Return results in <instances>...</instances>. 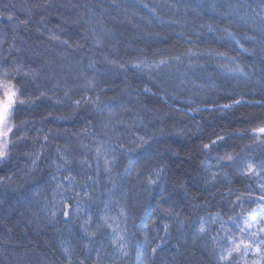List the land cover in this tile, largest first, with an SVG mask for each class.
Here are the masks:
<instances>
[{"label": "trees", "instance_id": "obj_1", "mask_svg": "<svg viewBox=\"0 0 264 264\" xmlns=\"http://www.w3.org/2000/svg\"><path fill=\"white\" fill-rule=\"evenodd\" d=\"M116 2L121 4L120 8L114 7L113 0H0V12L4 13L0 17V39L8 41L0 47V55H8L13 39L6 19L11 12L18 21H29L27 28L19 29L16 39L22 51L11 55L19 57L26 70L44 69L35 79L20 77L18 86L30 100L16 116L18 128L17 135L12 137L15 143L11 159L0 164V176L13 177L10 183L0 185V264H68L65 247L71 250L72 264H80L85 258L83 245L87 238L81 232L82 220L66 224L64 204L59 202L62 197L57 196L53 201L56 183L68 185L64 178L69 174L76 178L73 181L76 190H83L86 185L92 197L90 200L77 197L71 187L57 189L64 193L65 203L70 201L69 210L74 211L76 202L80 201L81 217L86 218L89 213L93 216V230L96 223L101 224L86 264L96 260L94 249H100V264H112L113 256L118 255L110 239L112 230L105 220L109 224L118 222V231L130 247V256L117 264H143L145 254L150 264H210L211 248H205L209 239L193 240L194 225L198 226L200 217L210 214L219 212L227 219L241 211L239 207L232 211L225 201H234L241 193L247 196L248 177L234 175L232 169L221 170L227 173V179L217 176L215 182L206 183L205 177L210 178L217 170V157L225 151L232 152L237 159L247 155L258 161L264 157V147L253 144L250 131L243 138L237 135L264 121V73L259 71L264 68V62L260 63L264 48L255 49L245 40L253 46L250 50L255 52L252 56L258 61V69L251 79H237L227 71L235 67L231 58L239 57L236 64L242 65L246 72L255 68L245 67L239 61L243 55L224 29L240 40L247 33L255 35L259 42L260 34L235 17L220 14L229 0ZM213 2L217 10L209 7ZM36 3L50 6L36 8ZM249 3L255 4L257 0ZM99 4L106 10L104 22L112 35L103 47L93 49L91 33L86 32L89 25L83 22L87 19L85 5L99 13ZM144 4L154 9L155 16ZM77 18L79 24L73 22ZM209 24L214 31L207 30ZM53 34L59 39H50ZM86 35L88 40L84 39ZM63 40L85 47L74 50L63 45ZM189 47L202 53L192 58L194 66H190L184 55ZM218 53L230 59L220 60L215 57ZM177 55L182 56V63L173 60L170 67L153 71L157 82L167 91L204 106H211L212 101L217 105L231 103L233 97L245 103L224 115L204 111L189 116L165 104L156 95L157 87L145 92L149 84L131 67L132 63L145 59L151 63L162 56ZM90 57L95 60L92 68L88 67ZM125 64L127 70L117 67ZM185 72L187 76L183 75ZM85 79H93L95 87H85ZM66 91L69 96H65ZM41 92L45 95L41 96ZM97 95L98 107L92 102L79 107L74 103L82 97L85 101H95ZM104 106L107 108L99 111ZM89 120L91 124L87 123ZM105 124H108L106 129ZM213 130L226 139L219 142L218 150L213 146L205 154L202 145L215 139L211 135ZM138 137H145L148 143L140 142ZM104 140L110 149L107 159L114 166L110 173L106 172L105 157L96 159V141ZM82 144L88 148L81 147ZM120 144L124 146L122 149ZM246 145H252L250 151H244ZM112 148H115V160ZM37 155L40 158L32 166ZM61 155L70 162L65 164L59 159ZM53 160L62 171H57ZM161 166H165V171L156 177ZM53 176L57 181H53ZM150 176L157 180L156 184H148ZM252 188L255 189V183ZM37 190L41 192V202L30 207L26 198ZM229 192L234 195L226 197L224 194ZM45 196L59 209L55 223L49 222L51 211L55 210L51 204L47 211L41 210ZM121 209L127 211L126 219L119 215ZM180 221L184 231L176 227V222L181 225ZM165 224L172 225L169 232L174 241L169 238L166 247L151 260L146 247L151 249L161 241ZM216 227L213 226V235Z\"/></svg>", "mask_w": 264, "mask_h": 264}, {"label": "snow or ice", "instance_id": "obj_2", "mask_svg": "<svg viewBox=\"0 0 264 264\" xmlns=\"http://www.w3.org/2000/svg\"><path fill=\"white\" fill-rule=\"evenodd\" d=\"M113 5L116 8H120L121 4L113 0ZM50 5L36 3V8H47ZM7 8L8 6L5 5ZM14 7V5H13ZM98 7L101 8V11L97 13L96 9L93 7H89L85 5L87 19L83 22L84 24L89 25L86 29V32L91 33V44L92 48H100L103 47L106 43V40L112 35V30L105 26L104 15L105 9L103 8V4H99ZM143 7L147 9L150 13L155 16V11L153 8L149 7L148 4H144ZM209 7L213 10H217V5L213 2L209 4ZM31 11V9H30ZM221 15L227 16L229 18L235 17L240 23L248 26L251 30L260 34L259 43L262 48H264V0H257V3H249V0H229L227 3L226 9L220 13ZM4 13L0 12V17H3ZM8 21V26L11 27L13 33L12 42L9 44L7 52L8 55H0V60L3 61L0 64V164L7 163L11 159V148L14 145L13 136L17 135L16 125V116L22 110L21 106L27 104L30 100V97H26L21 87H19L20 77H31L35 79L38 77L43 71V68L36 69H25V65L19 57H13L11 54L13 52L20 53L22 49L16 45V39H18V32L21 27H28V20H17L14 14L9 12L6 16ZM159 19V17H157ZM41 21L43 22V17H41ZM74 23L79 24L80 18H77ZM151 21H149L150 23ZM201 28L205 27V25H201ZM207 30L209 32L214 31L212 25H207ZM227 33V37L231 40L235 41L237 48H239L240 52H247L249 55H254V50H249L244 47L240 39H236L235 34L229 32L227 28L224 29ZM53 40H58L59 37L56 34H53L49 37ZM85 40H88V36L84 37ZM244 39L248 41H252L253 43L257 42V37L255 35H248L245 33ZM5 43H8L6 39H0V47H2ZM63 45L68 48L82 49L85 47L84 44L77 43L72 45L69 41L63 40L61 41ZM202 53L194 52L192 47H189L185 56L188 57L190 66H194L192 62V58L201 55ZM210 54V53H209ZM63 55V54H62ZM217 55H223L222 53H218ZM107 60L108 58L105 57ZM175 60L177 63H182V56H172V57H161L159 61L153 60L151 63L145 59L132 63L131 67L137 71L143 72L145 68L148 69V74L151 77L152 70L156 72H160L164 67H170L171 62ZM261 61L264 62V56L261 57ZM47 63V61H46ZM109 63H114L113 61H109ZM235 64L234 68H228L227 71L231 73L235 78L239 79L241 77L245 79H251V76L255 73L256 69H251L246 72L239 64ZM95 64V60L91 57L89 58L88 67L92 68ZM124 70H127L128 65H117ZM259 71L264 73V68H260ZM184 76H187V73H183ZM264 80V77H262ZM184 81L181 80V84ZM85 87H95V82L93 79H85L84 81ZM70 91V90H69ZM69 91L65 92V96H69ZM103 91V89H102ZM145 92H151V89L145 87ZM41 96H44L45 93L41 92ZM164 95H169L167 91L164 92ZM174 98V97H173ZM38 99V97H37ZM92 102L97 107L99 106V95H97L95 101H85L82 97L79 100H75L74 103L77 107H79L82 103ZM191 103V101H189ZM242 103L241 99L232 98L231 103H224L217 105L215 101L211 102V108L209 110L219 111L221 115L226 114L229 110H233L235 106H238ZM107 108L104 106L103 108H99V111L103 112ZM109 115H112V110L108 109ZM193 112L200 111L199 108L192 109ZM139 119L140 117H136ZM91 124V120L87 122ZM108 124L104 125L106 129ZM199 128V124H197ZM87 131V129H85ZM116 129L113 127V132ZM250 131V139L253 141V144L257 147H264V121H261L259 124L253 126L250 130H245L244 132H240L237 135L240 138H243L244 135L248 134ZM103 134V130L101 132ZM212 136H215V139H210L208 143H204L202 145L203 151L207 154L212 150L213 146H217V150L219 147V142L224 141L226 137L224 135L218 134L215 130L211 132ZM20 139H24V137H20ZM45 141L48 140V135L44 136ZM138 140L142 143H148V140L145 137H138ZM108 141H96L95 152L96 159L99 160L101 155H103L106 159V172H111L113 169V164L111 161L107 159L109 154ZM83 148H88V145H81ZM122 149L124 146L122 144L119 145ZM252 145H246L244 151H250ZM67 149H65L66 151ZM59 151V149H58ZM113 155L112 159L115 160V148L111 149ZM39 155L36 156L35 159L32 160V166L37 164V160H39ZM65 164H68L70 161L64 156L61 155L59 157ZM53 164L57 165V171H62L59 164L56 160L52 161ZM82 163H86L83 161ZM140 165H137L139 169ZM216 171L212 172L211 177H205L206 183H213L216 181L217 176H224L225 179L228 178L226 172H222V169H232L233 174L248 177L249 179L245 181L248 186V194L245 196L243 193L236 195V199L226 200V203H229L232 211H235L236 207L240 208V213L236 215H229L227 219L224 216L217 212L216 214H210L208 217H200L198 221V226L194 225L195 232L193 235V240L197 239H209V244L205 246L206 250L211 248L209 255L212 260L210 264H264V157L259 159L258 161L255 158L249 157L247 155L241 156L237 159V156L232 152L225 151L223 155L217 157V165ZM165 171V166H161L155 173L156 177H160L161 173ZM254 178V179H253ZM13 179L12 176H0V185H5L6 183H10ZM53 181H57V177H52ZM69 183L68 185H64L62 182L56 183V188L53 189V201L56 200V197H62L59 201L61 204H64L65 210L63 211L64 222L67 224L75 219L82 220L80 225L81 232L83 236L87 239L84 241V249H85V258L80 260V264H86V260L89 258V253L93 250L94 240L97 235V232L101 228V224L96 223L95 230L92 229V224L94 222L93 216L89 213L86 218L81 217L82 208L80 205V201L76 202L74 211L69 210L70 201L65 203L64 193L58 192L57 189L64 188L68 190L71 187V190L75 193L77 197H82L85 200H90L91 194L87 190V186L85 185L83 190H76L73 186V181L76 179L74 176L69 174L64 178ZM88 180H92L91 176H88ZM115 183L114 180L111 181ZM157 180L153 179L151 176L148 179V184L153 185L156 184ZM231 183V181H229ZM255 183V189L252 188V184ZM258 190V191H257ZM226 197H231L234 195L229 192L224 194ZM27 203L31 207L33 205L40 204L41 202V192L39 190L31 193L30 197H27ZM55 210L51 211V215L49 217V222L55 223L58 221V211L56 208V204L47 200V197H43V203L41 206V210L47 211L49 205ZM245 205L249 207L246 208ZM107 207V205H105ZM171 214V212H169ZM106 215V214H105ZM120 216L127 218V211L125 209H121ZM104 219V216L101 217ZM241 222L242 225L241 226ZM105 225L112 230L111 232V242L113 248L118 253V255H114L112 258V264H117V261L124 260L125 258L130 256V247L127 243L125 236L122 235L118 231V222H113L111 224L107 223L105 220ZM181 228L183 227V222L181 221ZM213 226L216 227V234L213 235ZM147 227V225H145ZM165 232H168V225H165ZM223 232L224 235L221 236L220 233ZM161 248V245L157 244L156 247L151 248V253L155 255L158 252V249ZM96 251V260L93 261V264H100V249H94ZM64 253L68 258V264H72L71 250L67 247L64 248ZM143 264H150L147 254H145L143 259Z\"/></svg>", "mask_w": 264, "mask_h": 264}, {"label": "rangeland", "instance_id": "obj_3", "mask_svg": "<svg viewBox=\"0 0 264 264\" xmlns=\"http://www.w3.org/2000/svg\"><path fill=\"white\" fill-rule=\"evenodd\" d=\"M24 8H25V6H24ZM222 18H224V17H222ZM241 37V39H243V40H241V42H242V44L244 45V47L245 48H247V49H252L253 48V46L251 47V45L253 44L254 45V47H255V49H261V50H263L262 48H261V45H260V43L257 41L256 43H253L252 41H248V42H250L251 43V45L250 44H248L247 43V41H245V39H244V37L243 36H240ZM229 39V38H228ZM230 41H231V39H229ZM237 48V47H236ZM237 50H239V48H237ZM239 52H240V50H239ZM208 54V53H207ZM240 54L241 55H243L242 57H240V60L239 61H241V62H243V64L245 65V67L246 66H248V65H250V67H254L255 69H258V67H257V63H258V61H256V59L252 56V55H249L247 52H240ZM215 57H217L218 59H222V60H225V59H230V58H228L227 57V55H225V54H223V55H217V54H215ZM239 59V57H235V58H231V60H234L235 61V63H236V61ZM233 62V61H232ZM260 63H263L262 61H260ZM240 65V64H239ZM243 69H245L242 65H240ZM137 71V70H136ZM153 71L154 70H152V73H151V77L149 76V74H148V69L147 68H145L144 69V71L143 72H140V71H137L138 72V74H140L144 79H145V81L149 84V86H148V88L149 89H151V88H153V87H157L156 89H157V96L159 97V98H161L162 99V101L165 103V104H169V105H171V106H173V107H175V109H177L178 111H180V112H183V113H186V114H188L189 116H194V115H197L198 114V112H202L203 110H202V107H201V104H199L196 100H194V99H188L187 97H184V96H175L174 94H172V93H170L169 91H167L159 82H157V80H156V78L153 76ZM179 77H182V75H179ZM152 90V89H151ZM165 91H167V93H169V95H164V92ZM174 97V98H173ZM189 101H191V103H189ZM243 103H245L243 100H242V103L241 104H243ZM240 104V105H241ZM239 106V105H238ZM197 108H199L200 109V111H197V112H193L192 111V109H197ZM212 112H216L215 110H213ZM229 112H230V110H229ZM217 113H219L220 115H221V113L219 112V111H217ZM226 114H228V112L226 113ZM181 222V221H180ZM166 225V224H165ZM165 225L163 226V230L165 231ZM168 225V224H167ZM172 225L171 224H169L168 225V230L170 229V227H171ZM176 227L178 228V230H182V231H184V225H183V227L182 228H180V226H179V224L176 222ZM177 230V231H178ZM174 233H176V232H174ZM163 234H165L164 235V237H163V239H161V241H160V244H161V247H162V245H164V247H166V245H167V242L166 243H164L165 242V240H166V236H167V233L165 232V233H163ZM148 246V245H147ZM153 247H156L155 245L153 246ZM163 247V248H164ZM146 249L148 250V252H150V259L152 260V259H154V257H155V255L157 254H155L154 256H152L153 254L151 253V249H150V246H148V247H146ZM152 254V255H151Z\"/></svg>", "mask_w": 264, "mask_h": 264}, {"label": "bare ground", "instance_id": "obj_4", "mask_svg": "<svg viewBox=\"0 0 264 264\" xmlns=\"http://www.w3.org/2000/svg\"><path fill=\"white\" fill-rule=\"evenodd\" d=\"M201 107H202V112H204V111H208V112H212L213 110H209L210 108H211V106H204V105H201ZM163 236H162V239H163V237H164V235L165 234H162ZM171 235V236H170ZM169 238H170V241H174V236L172 235V234H170V232H169V230H168V232H167V236H166V240H165V242L164 243H166V242H168V240H169ZM157 244H159V245H161L160 244V242H157ZM156 244V245H157ZM155 245V246H156ZM162 247H164V245H162ZM160 248V249H158V251H160V250H162L163 248ZM152 255V254H151ZM152 256H154V255H152ZM153 260V259H152Z\"/></svg>", "mask_w": 264, "mask_h": 264}]
</instances>
